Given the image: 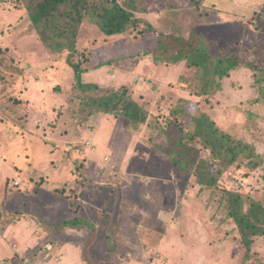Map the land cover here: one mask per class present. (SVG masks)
I'll return each mask as SVG.
<instances>
[{
  "label": "rangeland",
  "instance_id": "1",
  "mask_svg": "<svg viewBox=\"0 0 264 264\" xmlns=\"http://www.w3.org/2000/svg\"><path fill=\"white\" fill-rule=\"evenodd\" d=\"M176 1L181 8L171 9L166 0H143L147 11L136 16L164 31L193 30L206 38L212 54L239 52L243 62L252 60L264 69V31L256 37L251 31V25L259 24L254 12L264 0H200L194 5ZM18 3L0 0V210L5 213L0 226L22 218L18 233L23 219L34 214L38 225L31 224L30 230H43L32 237L37 246L28 245L24 252L32 249L19 263L30 259L62 264L46 255L57 246L52 225L80 216L96 226L87 251L94 264H264V238L255 241L245 256L236 224L226 217L223 195L231 190L261 197L263 161L251 169L244 159L222 173L214 187L206 188L194 171H182L172 155L161 150L192 132L194 118L203 111L222 130L259 143L264 138L263 121H256L250 132L243 127L240 109L246 98L243 91L253 83V70L239 68L222 91L203 98L192 94L199 84L183 62L155 66L152 51L157 37L144 24L106 36L85 20L79 26L75 60L83 59L86 81L121 90L136 80L139 85L133 91L139 102L152 97L147 88L158 92L166 102L155 105L151 123L165 118L175 104L184 109L177 120L166 121L171 124L165 125L167 133L166 128L148 129L145 124L135 133L126 120L105 113L77 119L73 114L79 100L73 93V71L65 62L67 51L46 48ZM184 94L187 99H178ZM199 140L195 137L190 143L198 147V156L208 158L209 151ZM209 166L214 168V162ZM91 232L82 228L78 239L69 238L74 250L66 249L64 264H86L80 248ZM230 240L236 245H229ZM65 248H57L58 253ZM224 252L227 258L221 256Z\"/></svg>",
  "mask_w": 264,
  "mask_h": 264
},
{
  "label": "trees",
  "instance_id": "2",
  "mask_svg": "<svg viewBox=\"0 0 264 264\" xmlns=\"http://www.w3.org/2000/svg\"><path fill=\"white\" fill-rule=\"evenodd\" d=\"M166 1L169 2L168 7L171 9L181 8L176 0ZM18 2V6L25 10L30 25L43 45L55 53L67 51L65 62L73 71V93L79 100V108L73 114L77 119H88L97 113H105L110 117L126 120L133 131L145 124L148 129L152 125L154 127L157 125L162 131L166 128L167 133L168 127L165 125L171 124L166 121L170 123L173 119L177 120L178 114L184 109V106L176 109L175 104L167 118L157 117L159 122L151 123L149 119H153L155 113L149 114L147 108L149 102L145 100L139 102L134 98L133 83L124 84L128 86L117 90L112 86L86 81L83 74L87 69L83 66V59L75 60L78 54L79 26L85 20L95 25L106 36L121 34L141 23L144 24L147 30L157 37V46L152 51L154 62L165 65L183 62L185 67L194 73L192 77L194 82L199 84L197 90L192 91L194 95L213 98L223 90V84L229 80L232 72L244 66L253 70L251 74L253 90L264 95V69L255 66L252 60L243 62L239 52L231 51L223 56L212 54L206 38L193 30L186 34L156 28L146 18L136 16L138 11L139 13L147 11L142 6L143 0H18ZM198 2L200 0H189L187 5ZM254 13L257 14L259 24L251 25V31L253 30L252 33L256 37L259 32L261 34L264 31V26H260V21H264L262 18L264 2ZM246 50L249 52V47ZM230 83L232 86L235 84L233 80ZM252 115L249 119H252ZM171 116L172 119L167 120ZM185 136L172 139L169 145L161 150L172 155L173 164L182 171H194L201 186L206 188L214 187L222 173L235 164H241L244 159L251 169L258 167L264 159V155L257 152L255 140L247 141L222 130L204 111L194 118V130L186 132ZM195 137H199L201 146L208 149V158L198 156V147L190 143ZM210 162H214L215 167L212 169H209ZM262 175L264 183V173ZM223 195L226 217L235 222L247 256L253 243L264 238V191L261 197H251L231 190H224ZM4 215V211L0 210V218ZM54 228H89L92 235L89 234L83 239L81 249L86 264H94L87 253L96 236L94 223L86 218L74 216L56 223ZM230 241L229 245H236L234 240Z\"/></svg>",
  "mask_w": 264,
  "mask_h": 264
},
{
  "label": "crops",
  "instance_id": "3",
  "mask_svg": "<svg viewBox=\"0 0 264 264\" xmlns=\"http://www.w3.org/2000/svg\"><path fill=\"white\" fill-rule=\"evenodd\" d=\"M168 11L171 12V9ZM168 11H166V13ZM147 20L150 21L148 18H147ZM153 63H156V62H153ZM156 64H155L156 67H162V65H160V63H156ZM177 64H179V63H177ZM234 72L235 71H233L232 74ZM161 81H162V79L159 78L158 82H159L160 87L162 85ZM135 83H136V80L134 81V83L132 85V90L134 89V87L136 85H139V84L135 85ZM251 84H252V80L250 82V85H249L250 87L248 88V91L247 90L243 91V93L246 95V98L242 102V104H241L242 106L240 108L242 115H243V119H244L243 127L248 129L250 132L253 131V128L256 126V121L259 124L261 123V121H263V123H264V95L263 94L261 95L258 92H255L253 90ZM148 91L151 93L152 97L144 96V98L142 100L149 102V105H147V108H148V111L150 114V113H155V105H157L159 100H162L164 103L166 102V100L162 99V96L160 94H158V92H156V91L154 92L153 90H150V89L148 90V88H147V92ZM133 94L135 95L134 91H133ZM158 96H159V99H158ZM178 96L183 97L184 99H187L185 94L183 96L182 95H178ZM256 98H257V100H256ZM154 100H156V101H154ZM163 102L161 103L162 111H164V108H165V106H163L164 105ZM251 114H253L252 119H249ZM249 137H252V135L251 134L248 135V138ZM252 140H255V139H252ZM255 141H256L255 143L257 144V152L259 154L264 155V148L260 149V147H259L260 145L264 147V138L260 139L259 143H258V140H255ZM263 163H264V159H263ZM53 191L57 192V190L55 188H53ZM27 213L28 212H26V214ZM99 213H101V212L99 211ZM30 214L31 213H29V215ZM31 216L34 218L36 217V216H34V214H31ZM26 217H28V216H26ZM32 217L27 218L28 220L23 219V221H25V222H24V224H22L21 230L18 233H16L15 229H16V226H18L19 221L22 220V218L20 220L14 219V221L12 223H11V221L4 222L5 225L0 226V242H1L0 243V264H20L19 262H20L21 257L24 254H26L27 252L31 251V249H32V248H30L26 252H24L26 250V248L28 247V245H33L32 247L37 246V245H35L36 241L32 237L35 235L37 236V235L42 234L43 230L41 231V233L40 232L35 233V231L37 230L36 227H35L34 231L30 230L32 227L31 224L37 223L35 221V219ZM29 219H31V220L29 221ZM86 219H88V218H86ZM61 221H59V222H61ZM55 224H53L52 226L54 227ZM37 225H38V223H37ZM55 231H54L55 237H53V238L55 239L54 241H56L55 244L57 246H55L54 248H52V246H51L50 247L51 251H49L48 252L49 254L47 253L46 255H50V256L54 257L53 261L55 263L62 262V264H64L65 259H66V257H65L66 249L71 250L74 248V245L69 243V240H70L69 238H77L78 239L79 234H77V233H78L79 229L63 228V229H56ZM68 231H75V234H70L71 232H68ZM57 232L60 233L61 236L59 234H57ZM66 237H67V239H66ZM63 240L66 243L65 242L63 243ZM195 240L196 241L199 240V239H197L196 235H195ZM67 243H69L70 245H67ZM64 246L66 247L64 249V251L62 253H58L59 250H57V248H64ZM54 252H56V255H53ZM224 255H225V252L221 256H224ZM226 255H228V254H226ZM226 255H225V258H227ZM201 256H202V254H200V258H201ZM229 257L232 258L231 255H229ZM28 261H29V264H35V263L37 264V261L35 263L32 262L30 259ZM67 261L69 262L68 258H67ZM22 262H23V260H22ZM24 264H25V262H24ZM47 264H49V262Z\"/></svg>",
  "mask_w": 264,
  "mask_h": 264
},
{
  "label": "built area",
  "instance_id": "4",
  "mask_svg": "<svg viewBox=\"0 0 264 264\" xmlns=\"http://www.w3.org/2000/svg\"><path fill=\"white\" fill-rule=\"evenodd\" d=\"M87 143H89V142H87ZM92 149H93V148H92ZM13 183H14L15 186H18V185H19V181H15V182H13ZM24 262H25V264H29L28 259H25Z\"/></svg>",
  "mask_w": 264,
  "mask_h": 264
}]
</instances>
